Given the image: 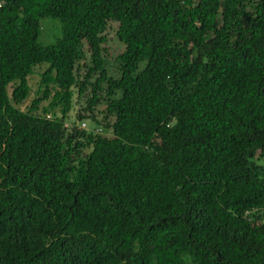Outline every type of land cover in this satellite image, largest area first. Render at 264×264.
I'll use <instances>...</instances> for the list:
<instances>
[{"label":"trees","instance_id":"obj_1","mask_svg":"<svg viewBox=\"0 0 264 264\" xmlns=\"http://www.w3.org/2000/svg\"><path fill=\"white\" fill-rule=\"evenodd\" d=\"M0 264H264V0H0Z\"/></svg>","mask_w":264,"mask_h":264},{"label":"rangeland","instance_id":"obj_2","mask_svg":"<svg viewBox=\"0 0 264 264\" xmlns=\"http://www.w3.org/2000/svg\"><path fill=\"white\" fill-rule=\"evenodd\" d=\"M41 27H42V30H41V33L39 36V43H41L42 45H45V46L52 45L56 42V40L58 38H60V36H61L60 23L57 20L45 19L42 21ZM116 28H117V25L114 23H111L108 27V30L106 31V36H107L106 48H107L108 53L105 57V63H106V67L108 69V73L112 77L118 76V70H117L118 61L116 58L123 51V45L118 41V39L115 36ZM82 51H83V57H84L85 62H88L89 61V53L86 51L85 47H83ZM39 80H40V78L36 75L33 76L29 80V84L31 85V89H32V94L29 96L28 100L22 104V106H21L22 108H26L30 105L31 100L34 98L33 92H34V90H36L37 82ZM81 102H78L77 104L74 105V111L80 109ZM103 109H104V104H99L97 106L96 111L103 110ZM97 117H98L99 122L102 121L101 116H97ZM88 120L89 119L85 120L87 122V123L86 122L85 123L88 125V128L89 129L93 128L94 124H91L90 120L89 121ZM73 122L80 123V121H74V119H73ZM95 127H99V126L95 125Z\"/></svg>","mask_w":264,"mask_h":264},{"label":"built area","instance_id":"obj_3","mask_svg":"<svg viewBox=\"0 0 264 264\" xmlns=\"http://www.w3.org/2000/svg\"><path fill=\"white\" fill-rule=\"evenodd\" d=\"M86 127V125L83 123V124H81V128H85Z\"/></svg>","mask_w":264,"mask_h":264}]
</instances>
